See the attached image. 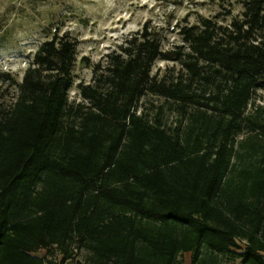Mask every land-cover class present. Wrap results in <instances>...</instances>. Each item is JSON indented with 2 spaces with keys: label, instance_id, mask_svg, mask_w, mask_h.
<instances>
[{
  "label": "trees",
  "instance_id": "16d2710c",
  "mask_svg": "<svg viewBox=\"0 0 264 264\" xmlns=\"http://www.w3.org/2000/svg\"><path fill=\"white\" fill-rule=\"evenodd\" d=\"M242 4L231 29L206 19L183 27L190 52H164L145 23L95 66L94 85L79 86L91 105L79 125L65 123L75 43L54 34L38 47L0 116V264H46L55 252L64 264L75 242L91 264H179L186 253L198 264L203 249L264 264V143L253 145L257 157L238 181L229 176L239 123L250 120L252 92L264 90V0ZM159 59L181 63L216 92L158 81ZM10 79L0 72V83ZM146 93L184 114L197 106L194 124L171 134L145 121L133 110ZM252 124L264 140V123Z\"/></svg>",
  "mask_w": 264,
  "mask_h": 264
},
{
  "label": "rangeland",
  "instance_id": "374dc122",
  "mask_svg": "<svg viewBox=\"0 0 264 264\" xmlns=\"http://www.w3.org/2000/svg\"><path fill=\"white\" fill-rule=\"evenodd\" d=\"M242 3L243 0H0V72L11 77L0 83V116L13 108L19 94L14 83L22 82L38 47L54 34L67 36L75 43L73 82L67 94L73 112L66 116L65 123L79 125L81 115L91 108L80 95L79 86L94 85L95 66L100 63L103 69L105 56L118 51L124 41L138 37L145 23H150L164 52L177 51L179 47L190 52L181 34L183 27L198 25L206 19L217 27L231 29L235 20L243 19ZM223 33V30L217 31L220 36ZM151 75L167 84L190 86L191 92L206 96L216 92L214 85L191 80L179 62L159 59L153 64ZM198 110L197 106L190 105L184 114L177 102L146 93L136 102L133 111L151 124L160 123L171 134L181 126L185 134L194 124L191 115L198 114ZM208 114L213 115L211 111ZM243 118L250 120L239 123L232 159L234 168L229 175L236 181L240 170L257 157L252 153L253 145L264 143L252 124L264 123L263 89L252 92ZM74 244L78 264H91L92 253L78 242ZM192 259L193 254L186 253L179 258V264H192ZM201 259L198 264L241 262L212 254L207 249L202 250Z\"/></svg>",
  "mask_w": 264,
  "mask_h": 264
},
{
  "label": "built area",
  "instance_id": "2783aa9c",
  "mask_svg": "<svg viewBox=\"0 0 264 264\" xmlns=\"http://www.w3.org/2000/svg\"><path fill=\"white\" fill-rule=\"evenodd\" d=\"M237 244H239L241 246L242 249H245L248 245L247 241L245 240H240V239H236ZM43 253V254H41ZM47 251L46 250H41L40 253L38 255H46ZM62 259V255L59 254L58 252H55L52 255H47V263L46 264H60V261ZM64 264H78L77 261V249H73V254L71 256V258H69L68 260L65 261Z\"/></svg>",
  "mask_w": 264,
  "mask_h": 264
}]
</instances>
